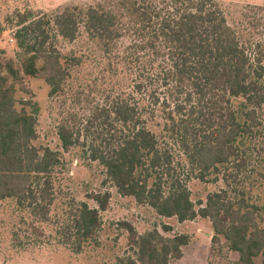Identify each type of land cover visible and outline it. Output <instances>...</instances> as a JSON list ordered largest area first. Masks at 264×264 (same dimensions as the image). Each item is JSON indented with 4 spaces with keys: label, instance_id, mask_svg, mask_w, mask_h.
Instances as JSON below:
<instances>
[{
    "label": "trees",
    "instance_id": "1",
    "mask_svg": "<svg viewBox=\"0 0 264 264\" xmlns=\"http://www.w3.org/2000/svg\"><path fill=\"white\" fill-rule=\"evenodd\" d=\"M20 18L19 60L0 61V201L15 200L19 209L48 221L61 154L34 144L37 119L26 109L28 102L18 108L16 85L25 77L41 79L50 97L60 95L70 67L80 62L76 57L69 62L59 40L85 38L94 48L89 60L97 53L114 77L134 71L135 88L151 98L146 107L126 91L108 96L114 99L94 114L93 120L101 122L88 149L90 158L105 168L122 197L179 222L208 219L211 260L220 264L224 254L234 253L237 264H258L260 257L264 264L259 209L235 188L263 131L264 54L255 60L249 56L221 6L215 0H99L61 6L51 17ZM155 127L166 135L165 142ZM59 137L64 152L78 140L65 124ZM169 143L179 147L201 180L222 176L229 190L209 195L196 209L186 181L176 175ZM89 197L98 208L82 203L59 231L76 254L96 241L100 213L111 199L110 193ZM120 225L133 253L122 264H169L183 257L190 242L184 234L165 237L154 230L139 235L130 223Z\"/></svg>",
    "mask_w": 264,
    "mask_h": 264
},
{
    "label": "rangeland",
    "instance_id": "2",
    "mask_svg": "<svg viewBox=\"0 0 264 264\" xmlns=\"http://www.w3.org/2000/svg\"><path fill=\"white\" fill-rule=\"evenodd\" d=\"M98 1L0 0V61L19 60L17 32L22 19L20 16L51 17L61 6L93 5ZM215 1L221 6L228 24L240 34L249 56L255 60L259 52L264 54V0ZM58 47L69 62L72 57L80 62L79 66L70 67V77L63 92L50 97V88L43 80L25 77L22 84L16 85L15 95L18 108L23 106L21 101L28 102L26 109L37 119L38 138L34 144L61 154L54 174L53 204L48 221L41 222L29 211L19 209L15 200L0 201V264H122L124 258L133 255L129 234L121 227L122 222L130 223L139 235L154 230L165 237L187 235L190 242L183 248V257L169 264H219V260L213 257L211 260L213 230L208 219L197 217L192 221L179 222L176 217L159 216L154 209L138 204L134 198L122 197L105 168L90 158L88 149L99 134L101 122L93 120L94 114L114 99L108 96L126 91L133 102L139 101L146 107L151 103V98H146L144 92L135 88V72L132 71L129 77H114L106 61H101L97 53L93 54L95 58L88 59L94 48L85 38L74 43L60 39ZM161 88H157L158 93L162 92ZM162 97L161 103L165 99ZM261 118L262 134L257 144L250 148V163L235 188L243 190L247 203L259 209V222L264 226V114ZM64 124L78 137L69 152H64L59 137V127ZM152 129L161 136L160 142H165L167 138L162 130ZM167 148L172 153L176 175L186 181L196 209L201 204L205 205L209 195L229 190L222 176L211 174L201 180L199 171L189 164L177 145L169 143ZM93 193H110L109 207L100 213L101 228L96 241L76 254L63 244L59 231L70 213L82 203L98 208L89 197ZM165 227L170 231L167 232ZM237 262L238 255L234 253L224 254L220 260V264ZM256 262L261 264L263 259L257 258Z\"/></svg>",
    "mask_w": 264,
    "mask_h": 264
}]
</instances>
